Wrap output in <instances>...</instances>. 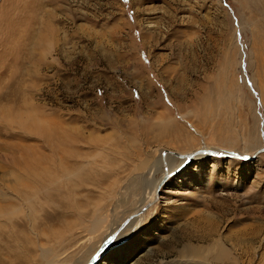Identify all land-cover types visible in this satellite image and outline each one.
I'll return each instance as SVG.
<instances>
[{"label": "rangeland", "instance_id": "rangeland-1", "mask_svg": "<svg viewBox=\"0 0 264 264\" xmlns=\"http://www.w3.org/2000/svg\"><path fill=\"white\" fill-rule=\"evenodd\" d=\"M263 145L264 0H0V264H88L200 148L249 159L187 162L96 264H264Z\"/></svg>", "mask_w": 264, "mask_h": 264}, {"label": "bare ground", "instance_id": "bare-ground-1", "mask_svg": "<svg viewBox=\"0 0 264 264\" xmlns=\"http://www.w3.org/2000/svg\"><path fill=\"white\" fill-rule=\"evenodd\" d=\"M260 153H263V152H260ZM260 153H258L255 157H257ZM213 156V157H227V154L225 153V152H221V151H213V150H205V151H203V152H200V153H198V154H196L195 156H193L192 158H191V160H195V159H197V160H199V161H201L205 156ZM188 157V155H186L185 157H183V159L182 160H186V158ZM195 158V159H194ZM254 158V157H253ZM174 160H176V158H174V157H172L170 154H166L165 155V159H164V162H166L167 164H166V167H167V171L168 172H166V174L167 173H169V172H171L173 169H174V165L173 164H171V161H174ZM180 160V159H179ZM246 160V159H245ZM190 162V161H189ZM28 164V163H27ZM26 165V164H25ZM28 183V182H27ZM27 187V186H26ZM156 189V188H155ZM154 192H156V191H154ZM153 192V193H154ZM155 198V196L154 197H150L149 199H147L146 201L147 202H149V201H152L153 199ZM159 198V195L156 197V201H157V199ZM145 201V202H146ZM145 202L143 203V204H145ZM154 203V202H153ZM139 215H142V213L141 214H137V215H135V216H133L131 219H130V221H132L133 219V221L132 222H130L129 221V224L131 223V225H130V231L129 232H131V234L134 232V230L136 231L137 229H139L140 228V226H141V224H142V222L140 221V222H138V220H136V217L138 218V216ZM141 217V216H140ZM139 219H142V218H139ZM120 230H123V229H120ZM119 230V231H120ZM251 230H253V229H251ZM133 231V232H132ZM246 231H248L247 229H246ZM254 231V230H253ZM254 232H256V233H253L252 234V239H251V242L252 243H254L256 240H257V235H258V233L257 232H259V231H254ZM118 233H120V232H118ZM111 234V233H110ZM110 234H108L107 236L109 237L110 236ZM131 234H129V235H127L125 238H123V239H121L120 241H114L115 239H116V236L114 237V239L100 252V254L99 255H97L96 256V258L93 260V262H92V264H96V262L106 253H108V252H110V251H112L113 249H114V247H116V246H118L119 244H123L127 239H128V237L131 235ZM247 234V233H246ZM251 235V234H250ZM107 237V238H108ZM215 237V234H214V232L213 231H211L210 232V234L208 235V237L206 238V241H208V242H210V244H209V246L208 247H210L209 248V251H210V253L208 254V256H210L211 255V253H212V251H214L215 250V248L216 247H218V250H220V252H218V254L216 255L217 257H219L220 258V256H222L221 254H225L226 256H228V257H230V256H232V254H235L236 255V253H235V249H236V247H235V249H234V247L233 248H229V249H227L226 248V242H225V240L224 239H221L220 241H218V240H216V241H214V238ZM213 239V240H212ZM231 240H234L237 244H239L240 243V240H241V238L238 236V234L237 235H234V237H232V239ZM250 243V242H249ZM213 245H216L215 246V248H212L213 247ZM212 246V247H211ZM229 246V245H228ZM116 252V251H115ZM238 255V254H237ZM237 255H236V257H237ZM206 259L208 260V258L206 257ZM234 260H232V259H230V263L229 262H226V264H239L237 261H234ZM232 262V263H231Z\"/></svg>", "mask_w": 264, "mask_h": 264}, {"label": "water", "instance_id": "water-1", "mask_svg": "<svg viewBox=\"0 0 264 264\" xmlns=\"http://www.w3.org/2000/svg\"><path fill=\"white\" fill-rule=\"evenodd\" d=\"M205 150H207L206 148H200L199 150H196V151H194V152H192V153H190L189 155H188V157L186 158V161L181 165V166H179L177 169H175V170H172L171 172H169V173H167V174H165L163 177H162V179H161V181L159 182V184H158V186H157V189H156V192H155V199H154V201L153 202H155V200H156V197L159 195V191H160V188H161V186H163V184L165 183V181L169 178V176H171L172 174H174V173H176L179 169H181L182 167H184L186 164H187V162H189L190 160H191V158L193 157V156H195L196 154H198V153H200V152H203V151H205ZM216 151V150H215ZM260 152H264V145L260 148V149H258L254 154H253V157H255L258 153H260ZM225 153L227 154V156L228 157H233V158H239V159H243V160H245V159H249V157H245L244 155H241V154H237V153H234V152H232V151H225ZM153 202H150V203H147V204H145L136 214H133V215H131V216H129V217H127L124 221H123V223L120 225V227H119V230L120 229H123L125 226H126V224L130 221V219L133 217V216H135V215H137V214H141V213H143L151 204H153ZM118 232V231H117ZM117 232H114L111 236H109L108 238H106L103 242H102V244L100 245V247L98 248V250H97V252L94 254V256L92 257V259H91V261L88 263V264H92V262H93V260L96 258V256L97 255H99L100 254V252L113 240V238L115 237V235H116V233Z\"/></svg>", "mask_w": 264, "mask_h": 264}]
</instances>
